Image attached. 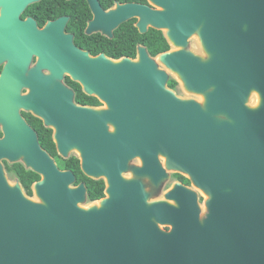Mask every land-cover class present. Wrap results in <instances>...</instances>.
Wrapping results in <instances>:
<instances>
[{
  "label": "water",
  "instance_id": "water-1",
  "mask_svg": "<svg viewBox=\"0 0 264 264\" xmlns=\"http://www.w3.org/2000/svg\"><path fill=\"white\" fill-rule=\"evenodd\" d=\"M38 1L0 0V64L9 60L0 76V264H264V0H150L155 8L103 12L108 38L138 19L141 34L162 31L171 46L120 60L93 58L62 31L53 52L19 21ZM25 25L33 34H20ZM194 36L206 57L189 50ZM33 53L43 63L29 69ZM159 62L204 103L177 97ZM65 75L108 110L76 106ZM22 111L55 131L62 157L79 154L85 176L106 180L107 199L88 202L86 185L58 167ZM159 154L208 197L204 217L193 189L178 184L151 200L141 181L123 177L139 155L145 168L135 173L155 167L159 185ZM4 162L41 177L38 201L10 183Z\"/></svg>",
  "mask_w": 264,
  "mask_h": 264
},
{
  "label": "flooded vegetation",
  "instance_id": "flooded-vegetation-1",
  "mask_svg": "<svg viewBox=\"0 0 264 264\" xmlns=\"http://www.w3.org/2000/svg\"><path fill=\"white\" fill-rule=\"evenodd\" d=\"M127 4H138V5H144L150 8H155L150 2V0H133V1H128V2H121V1L115 0L114 3L109 7H107L106 5V0H39L38 2H35L29 5L20 14L19 21H20V24H24V23L26 24L30 22L28 25L41 34L40 37H42V40L46 39V43L50 44V46L53 48V52L55 48V43H58L59 34L62 31L64 35L72 37V42L75 48H77L78 50L84 53L89 54L93 58H96L101 55H105L103 54V50H102L103 49V37L108 38V36L103 33V12L109 13L111 11L116 10L118 6L127 5ZM1 19H3V8L2 7H0V20ZM61 20H65V24L63 25L62 30H60V26H59V22ZM132 20L136 21L135 27L137 28L138 19H132ZM118 29L113 31V38L115 36V32ZM19 32L21 35L24 34L26 36L33 34L32 30L31 29L28 30V26L26 25L23 28H19ZM32 40L38 41L34 36ZM139 47H144V46H139ZM95 51H97L98 53L94 55L93 52ZM137 55H138V50H137ZM52 58L54 59V53L52 54ZM41 60L43 61V56L33 53L30 64H29V69L37 68L40 64L43 63L41 62ZM8 62L9 60H5L2 64H0V76L3 70L5 69V67L7 66ZM43 73L49 74V72L45 70V68H43ZM172 80H175V79L170 77V80L167 84L168 88L172 90L176 94V96L179 97L180 99L188 100L178 95L180 85L177 82V80H175L177 82V86L175 89H172L169 87V84ZM63 84L68 89L73 91L74 93L73 101L76 106L108 110L107 104L105 102H102L97 97H92V96L87 95L84 92L83 87L79 83L73 81L70 76L65 75L63 79ZM77 86L80 87L81 92L86 97L84 96L82 97L79 95V88ZM28 93H29L28 89L26 88L23 89V92H22L23 95H26ZM89 98H93L92 100L95 99V101H97L98 104H92L91 103L92 100ZM189 100H194V99H189ZM21 114L23 118L27 121V123L37 133L39 143H40V135L38 131L39 129L34 127L31 123L33 122L36 125L38 124L40 129L43 128V129L51 131V138L53 140V143L55 145V150H56L55 155L52 153H49L42 146L41 147L49 153V155L54 159L58 167H59L60 160H68L72 157H76L77 159H79L80 164H81V160L77 152L71 153V155L68 158H64L59 154L57 144L55 142V131L52 128L47 127L44 124V121L42 119L35 117L32 113L26 112V111H22ZM34 120H37L38 122H35ZM109 130L111 132H114V128L111 126H109ZM158 160L163 170L167 172V178L163 179L159 185H156L152 181V177L149 176V175H152V176L156 175L155 167L154 168L148 167V170L150 171V173H152L149 175L139 176L135 173L137 169L145 168L143 159L139 155L135 156L129 161V169L131 170L124 172L122 175L125 179H128V180L141 181L143 183L146 193L149 194L150 196L149 198H151V193L152 194L157 193L159 195L158 197L160 200L164 199L165 195L169 193L170 191H172L175 188V186L178 184L192 189L191 185H193V183L191 182L190 179L189 180L187 179L186 177L187 175L181 172L170 171L167 169L168 159L166 156L159 154ZM64 171H67V170H64ZM103 182L105 183V191H104L103 200H105L108 198V195L106 193L108 186H107V182L105 179H103ZM81 184H84V183H81ZM88 202L91 203L89 199H88ZM199 202H201L200 197H199ZM165 230L169 231V228H166Z\"/></svg>",
  "mask_w": 264,
  "mask_h": 264
},
{
  "label": "trees",
  "instance_id": "trees-1",
  "mask_svg": "<svg viewBox=\"0 0 264 264\" xmlns=\"http://www.w3.org/2000/svg\"><path fill=\"white\" fill-rule=\"evenodd\" d=\"M115 0H106L107 7L111 6ZM121 2H128L133 0H117ZM135 20L123 24L116 32L113 39H108L103 37V54L107 57L120 60L123 58L135 59L137 57V50L139 46H144L147 48L149 54L152 57H157L163 53L169 52L171 46L166 39L162 31L150 29L146 34H141L138 29L135 27ZM95 51L93 54H97ZM177 82L172 80L169 84V87L175 89ZM79 95L86 97L82 92L79 86ZM93 99V98H89ZM92 104H98L97 101L92 100ZM38 122L37 120H34ZM34 127L39 129L40 143L41 146L47 150L49 153L55 155V145L51 138V131L43 128H39V125L31 123ZM2 136V134H0ZM59 168L61 170L71 171L75 174L77 178L76 185L84 183L88 191V199L91 202L98 201L103 199L105 191V183L103 180H92L85 176L81 170V164L79 159L72 157L68 160H60ZM5 169L9 174L15 176L19 183L25 189L29 197L33 196L32 186L41 180V177L34 173L33 171L27 170L23 164L17 163L9 165L5 163Z\"/></svg>",
  "mask_w": 264,
  "mask_h": 264
},
{
  "label": "rangeland",
  "instance_id": "rangeland-1",
  "mask_svg": "<svg viewBox=\"0 0 264 264\" xmlns=\"http://www.w3.org/2000/svg\"><path fill=\"white\" fill-rule=\"evenodd\" d=\"M174 50H179L174 48ZM189 50H191L193 53H195L196 55L202 56V57H206V54L202 48L201 45V41L199 39L198 36H194L192 37V39L190 40V45H189ZM159 67L163 70H166L168 72V74L170 75V77H172L173 79L177 80V82L180 85V89L178 91V95L184 99H194L197 102H199L200 104L204 103V97L200 96V95H196L193 93H190L188 91H186L183 82L179 79V77L174 74L173 72H171L170 70H168L162 63H158ZM260 99H259V95L257 93H254L249 101V106L251 107H257L259 105ZM75 154V153H74ZM7 163V162H6ZM9 164V163H8ZM9 165H13V164H9ZM4 166H5V162H4ZM7 177L10 181L11 184H15L18 183V179L13 176L12 174L7 173ZM187 179L189 180L190 178L188 176H186ZM191 188L196 191L199 194V197L201 199V209H202V216L204 217L205 213H206V206H205V202L208 200V197L199 189H197L195 186L191 185ZM159 195L157 193L152 194L151 193V200H160ZM35 201H38L37 197L32 196L30 197ZM164 228V227H162Z\"/></svg>",
  "mask_w": 264,
  "mask_h": 264
}]
</instances>
